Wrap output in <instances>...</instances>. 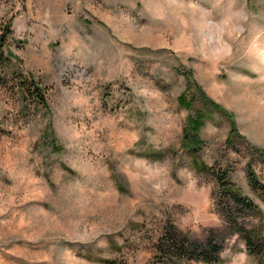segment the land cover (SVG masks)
<instances>
[{
    "label": "rangeland",
    "instance_id": "374dc122",
    "mask_svg": "<svg viewBox=\"0 0 264 264\" xmlns=\"http://www.w3.org/2000/svg\"><path fill=\"white\" fill-rule=\"evenodd\" d=\"M6 27L0 264H155L166 223L197 240L225 225L222 173L264 223L247 172L264 184V0H0ZM204 96L230 118L209 108L191 152ZM221 258L261 264L239 235Z\"/></svg>",
    "mask_w": 264,
    "mask_h": 264
},
{
    "label": "trees",
    "instance_id": "16d2710c",
    "mask_svg": "<svg viewBox=\"0 0 264 264\" xmlns=\"http://www.w3.org/2000/svg\"><path fill=\"white\" fill-rule=\"evenodd\" d=\"M0 35V67L11 61V55L6 53L5 47L7 37L11 30L6 27ZM33 89L36 91V97L39 102L47 107L46 97L43 90L35 82L32 83ZM204 95V93H203ZM205 97V96H204ZM187 98V91L182 93L178 100L181 105L190 108L192 101ZM207 99L208 109H198L196 115L189 118L188 125L185 128L183 145L191 152H195L202 145L199 132L205 121L211 118L209 108H214L227 115H230L223 110L213 99ZM231 132L227 142L234 141L236 136L240 137L238 129L232 121ZM253 151L264 156L263 150ZM201 166L210 171V167L205 164ZM248 178L251 186L264 197V184L258 179L251 165L247 166ZM227 173H222L215 176L216 181V198L221 213L225 218V225L210 229L208 234L201 240L191 238L190 234L185 233L178 228L173 222H168L163 227L157 242L154 245L156 250L155 264H185L187 260L193 259L196 261L217 264L221 261L222 252L225 250L226 242L232 235H239L244 241L249 253L257 256L259 262L264 264V223L257 226L249 224V215H260L261 210L256 202L251 200L247 195L237 187ZM106 264H112L110 259L102 258Z\"/></svg>",
    "mask_w": 264,
    "mask_h": 264
}]
</instances>
